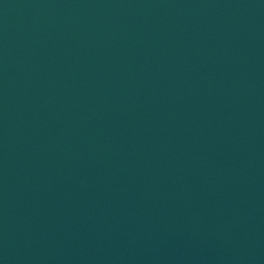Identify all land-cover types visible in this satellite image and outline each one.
<instances>
[{
    "label": "water",
    "instance_id": "95a60500",
    "mask_svg": "<svg viewBox=\"0 0 264 264\" xmlns=\"http://www.w3.org/2000/svg\"><path fill=\"white\" fill-rule=\"evenodd\" d=\"M0 264H264V0H0Z\"/></svg>",
    "mask_w": 264,
    "mask_h": 264
}]
</instances>
